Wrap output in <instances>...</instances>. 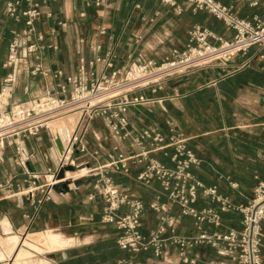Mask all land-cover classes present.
Returning <instances> with one entry per match:
<instances>
[{
    "label": "crops",
    "instance_id": "crops-1",
    "mask_svg": "<svg viewBox=\"0 0 264 264\" xmlns=\"http://www.w3.org/2000/svg\"><path fill=\"white\" fill-rule=\"evenodd\" d=\"M175 1L182 10L175 15L178 21H173V25L169 21L170 29L165 30L171 43L162 46L159 35L164 28L162 23L165 22L166 12H170V15L175 11L160 0H103L97 6H86L85 0H47L52 15H42L37 22V28L44 34L45 42H51L56 47H44L35 53L24 54L13 67H5L3 62L12 36L11 30L21 29L23 20L15 21L8 17L0 3V91L5 75L11 73L12 76L8 85L9 96L0 97V106L38 95L43 92L46 81L54 80L51 75L31 74L30 68L38 61L43 67L60 68L64 74H70L75 72L81 57L92 59L109 51L112 61L110 67L104 63H94L98 74H107L113 68L126 66L130 54L142 52L159 60L172 47H183L187 40V30L195 23L206 26L223 37L232 35V31L210 13L204 10L192 13L185 0ZM222 1L233 4L236 12L242 16L258 13L264 18V9L260 3L251 6L246 0ZM84 9L88 10L90 21L95 22L83 53L80 40L75 39L74 43L72 40L78 30L71 29L67 23ZM149 17H153V20L149 21ZM59 21L64 22V25H60ZM99 28H103L104 32L99 33ZM93 36L100 44L98 50L90 43ZM253 53L254 47H251L245 55L236 54L222 65L207 66L190 74L170 78L164 82L163 88L157 94H176L173 99H164L149 106L131 107L127 113L130 125L134 128L155 125L165 133L166 121H171L176 131L186 138L187 147L200 160L198 165L190 169L191 173L205 185L215 186L218 193L228 196L235 204H245L252 196L257 180L264 177V56L253 57L243 67L235 66ZM4 94L7 95L6 89ZM62 127L64 131L58 132ZM60 130L53 131L59 134L69 131L64 125ZM39 132L26 138L23 146L26 151H31L36 156L30 163V168L38 169L43 174L47 166L55 165L60 149L54 141L55 138L46 147L38 148L40 142L36 141L40 140ZM66 137L67 135L62 138ZM87 140L88 151L77 153L76 159L88 167H94L105 161L112 144L101 118L93 119L89 123ZM31 141L34 146L30 144ZM9 149L13 147H7L5 151ZM155 155L160 161L169 164L166 156L161 153ZM142 166L132 164L131 175ZM16 169L19 168L13 166L11 157H7L0 164V181L12 175L15 181L21 179L18 176L21 171L17 173ZM107 174L114 182L126 187L143 201L142 232L149 233L155 229L158 219L148 203L159 193L158 181L151 180L148 185H140L132 176L112 171ZM44 177L47 178L46 175ZM94 179L95 177H88L83 180L85 182L82 188H71L69 185L66 189L62 188L61 192L55 191L52 199L39 206L37 212H34L25 196L3 198L0 192V264H13L15 261L18 264H76V258L84 253L88 244L99 238L115 236L111 225L100 222L102 199L97 195L92 199L87 198L88 193L93 191ZM231 182H235L236 186H231ZM159 200L166 201L164 196H160ZM168 205L170 213L177 215L178 205ZM192 205L196 208L211 207L220 212V225L202 221L201 229L223 232L227 228L240 226L239 211H220L219 204L201 192H198ZM67 226L70 227L69 236L64 231L51 230ZM261 229L260 257L264 264V218ZM197 230L193 217H179V234H191ZM49 232L67 240V243L60 248L49 249L43 243ZM30 244L40 248L36 250H46L34 251ZM21 249L26 254L16 259ZM170 252L171 258L175 260L174 245H170ZM188 255L194 257L193 263L175 264H194L198 261L202 264H239L229 254L220 253L208 244L191 249ZM128 259L132 261L131 257ZM137 263L165 264L148 252H140L135 260V264Z\"/></svg>",
    "mask_w": 264,
    "mask_h": 264
},
{
    "label": "built area",
    "instance_id": "built-area-1",
    "mask_svg": "<svg viewBox=\"0 0 264 264\" xmlns=\"http://www.w3.org/2000/svg\"><path fill=\"white\" fill-rule=\"evenodd\" d=\"M102 1L85 0V5L97 6ZM160 1L171 6L176 13L182 10L175 0ZM185 1L192 13L204 10L221 20L232 31V35L223 37L195 23L187 30V40L183 47H172L160 60L142 52L130 54L126 66L113 68L107 74H98L94 63L100 62L110 67L112 61L109 51L92 59L81 57L75 72L70 74H64L60 68L43 67L39 61L32 65L31 74L51 75L54 80L46 81L43 92L38 95L0 106V164L6 160L5 149L13 147L12 164L21 171V179L18 181L14 180L13 175L0 181L1 196H25L34 212H37L40 204L51 200L55 191H62V187L56 189L55 185L65 179H56V172L67 164H72L74 170L77 165L74 153L88 151L89 123L101 118L112 144L105 161L94 167L85 165L92 177H95L93 191L88 193L87 198L92 199L97 195L102 199L100 222L116 230L119 248L129 252L130 257L138 252H148L165 264H175L193 263L194 257H190L188 252L208 244L220 253L229 254L239 264H263L260 245L261 221L264 218V177L257 180L253 194L245 204H235L228 196L218 193L215 186L205 185L191 173L190 169L198 165L200 160L187 147L186 138L176 131L171 121H166L167 132L164 133L155 125L134 128L128 119L127 113L131 107L149 106L164 99H173L176 94H157L170 78L190 74L207 66L222 65L236 54L245 55L251 47H254V53L237 63V68L247 65L255 56H264V18L260 14L239 15L233 4L222 0ZM246 1L251 6L260 3L264 9V0ZM0 3L8 17L15 21L23 20L21 29L11 30L12 36L3 66L13 67L24 54L35 53L44 47H56L51 42H45L44 34L37 28L42 15H52L47 0H0ZM79 15H84V11ZM148 20L152 21L153 17ZM59 24L64 25V22L59 21ZM98 32L103 33L104 29L99 28ZM90 43L94 49H100L94 36ZM11 80V73H7L3 78L0 97L9 96L8 85ZM71 110L79 112L74 128L65 144H62L55 165L46 167L44 173L49 178L41 180L39 171L30 168L36 156L24 149V140L46 128L48 121ZM156 153L166 156L169 164L160 161ZM132 164L143 166L131 175ZM108 171L132 176L140 185H148L151 180L158 181L159 193L148 203L158 219L155 229L149 233L142 232L143 201L126 187L114 182L107 174ZM69 185L67 183V187ZM230 185L236 186V183L231 182ZM198 192L217 202L220 211H239L240 226L227 228L223 232L201 229L202 221L220 225L221 216L218 210L211 207L196 208L192 205ZM160 196H164L166 201L161 202ZM168 204L178 205L177 215L170 213ZM181 215L194 218L197 232H177ZM170 245L175 247V260L171 258ZM116 264L133 263L130 259H118Z\"/></svg>",
    "mask_w": 264,
    "mask_h": 264
},
{
    "label": "rangeland",
    "instance_id": "rangeland-1",
    "mask_svg": "<svg viewBox=\"0 0 264 264\" xmlns=\"http://www.w3.org/2000/svg\"><path fill=\"white\" fill-rule=\"evenodd\" d=\"M168 7H171V6H168ZM169 13L170 12H166V15L167 16L165 17V22L162 23L164 28H162L163 30H161L160 35H159V37L162 39L161 40L162 41L161 42V45L162 46L165 45V44H167V43H171V41H169L170 36L165 35V30H169L170 29L169 28V21L171 23L170 25H173V21H178L176 19V17H175V15H177L176 12H173V14H170V15H169ZM94 22H95L94 20L93 21H90V18H89V15H88V10L84 9V15H79V13H78V16H73V18L70 21H68V23H67L71 29H73V30L74 29H77L78 30L77 33L72 38V40H73V43H74L75 39L80 40V43H82L81 47H82V52L83 53H84V50L86 49V40L87 39H90L89 38L90 37L89 34L92 32V27H93V23ZM172 43L174 44V42H172ZM2 85H4V84H2ZM72 112H68V113L64 114L63 116H66V115H68V114H70ZM64 118L65 117H63V119ZM63 119L62 118H59L58 120H56L58 123H55L54 124L55 126L53 127V129H51L50 127H51V125L55 121H53L52 124L49 123L48 129L47 128H43V129L40 130V132H39L40 140L39 141H36L35 140L36 142H40V145L38 146V148L42 149L43 147H46L47 145L50 144L51 139H52V135H51L50 132L53 133L54 132L53 130L55 128H56V130H58V126L61 127L62 125H64L66 122H64ZM72 127H73V124H72L70 130H72ZM49 130H50V132H49ZM30 144L34 146V144L32 143V141H31ZM9 150L8 151H5V157L7 158V157L10 156L11 159H12L13 158V156H12V154H13L12 153V149H9ZM76 156H77V153H74V155H73L74 161L77 164L76 167L74 168V170L75 169H78L79 167H84L85 166L84 163H81L80 164V162L78 161L79 159L77 160L76 159ZM37 170L38 169H36V171ZM16 172L17 173L20 172V169H16ZM40 174H42V173H40ZM44 175L45 174L43 172L42 177H44ZM18 176L20 177L21 175H18ZM46 177L49 178V176H46ZM88 177H92L91 172H89V171H87L82 176L76 177V179H74L72 181H68V183L70 184L71 188H74V187L82 188L83 187L82 184L85 182V181L83 182V180H86ZM59 186H61V184L58 182L55 185V188L58 189ZM12 198H15V197H12ZM51 230L52 231H56V232L64 231L67 234L66 236H69V234H70V227H68V226L67 227H64V228L63 227H59V228L58 227H55V228H51ZM52 234H53L52 232H49V235H52ZM36 249H40V248L34 247V251H39L40 252V251L46 250L44 248L42 250H36Z\"/></svg>",
    "mask_w": 264,
    "mask_h": 264
},
{
    "label": "trees",
    "instance_id": "trees-1",
    "mask_svg": "<svg viewBox=\"0 0 264 264\" xmlns=\"http://www.w3.org/2000/svg\"><path fill=\"white\" fill-rule=\"evenodd\" d=\"M44 202H42L40 206ZM113 230L115 232V236L99 238L94 242L88 244L84 249V253L76 258V264H115L117 259L127 260L128 258H130V253L119 248V246L117 245L116 230L114 228ZM139 253L140 252L135 253L133 257H131L133 264H135V260L138 257ZM194 264L202 263L198 261Z\"/></svg>",
    "mask_w": 264,
    "mask_h": 264
},
{
    "label": "bare ground",
    "instance_id": "bare-ground-1",
    "mask_svg": "<svg viewBox=\"0 0 264 264\" xmlns=\"http://www.w3.org/2000/svg\"><path fill=\"white\" fill-rule=\"evenodd\" d=\"M68 112H72V110H71V111H68ZM68 112H66V113H68ZM74 112H75V113H74ZM66 113H64V114H66ZM78 113H79L78 111L73 110L72 113H70V114H68V115H66V116H63V115H64V114H63V115H61L60 117L54 118V119H52V120H50V121H48V122L46 123V128L49 127V123H50V122L55 121V122L51 125V129H53V127L55 126L54 124H55V123H58L56 120H58L59 118H62V119H63V117H65V118L63 119V121L66 122V123L64 124V126H67V127H68V130L70 131V128H71L72 124L74 123V124H73V127H72V130H73L74 125H75V122H76V119H77V117H78ZM62 116H63V117H62ZM60 120H61V119H60ZM74 121H75V122H74ZM58 129L60 130V126H58ZM63 129H64V128L62 127L61 130L58 131V132H60V133H61V131L63 132V131H64ZM72 130H71V131H72ZM54 131H56V128L54 129ZM69 131L65 132L64 134H59V133H57V132H56V133L53 132L52 134H53L54 137H57V138L61 141L62 144H65V142L67 141V139L69 138L70 133H71V131H70V133H69ZM68 133H69V134H68ZM66 135H67L66 138H62V137H64V136H66ZM87 171H89L88 167H79L78 169H75V170H72V171L66 170L65 173H64V178H63V179H65V180H67V181H72V180H74L76 177H79V176L84 175ZM57 181H58V180H57ZM38 239H40V238H38ZM43 243H45L46 246H48V248H50V249H57V248H60V247L64 246V245L67 243V240H65V239H61V238H59V237L56 236V235H49V236L47 237V239H44ZM30 245L33 246V247H35V245H32V244H30ZM25 254H26V252H25L23 249L19 250L18 253H17V255H16V259L19 258V257L24 256ZM13 264H18V262L15 261ZM23 264H25V263H23Z\"/></svg>",
    "mask_w": 264,
    "mask_h": 264
},
{
    "label": "water",
    "instance_id": "water-1",
    "mask_svg": "<svg viewBox=\"0 0 264 264\" xmlns=\"http://www.w3.org/2000/svg\"><path fill=\"white\" fill-rule=\"evenodd\" d=\"M54 141L57 144L58 148L61 150V142H60V140L57 137H55ZM65 170L72 171L73 170V165L72 164H67L64 167L59 168L58 171L55 174V178L56 179L63 178ZM60 182H61L60 183L61 187L66 189L67 188V183H68L67 180H63V181H60Z\"/></svg>",
    "mask_w": 264,
    "mask_h": 264
}]
</instances>
